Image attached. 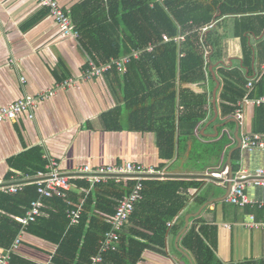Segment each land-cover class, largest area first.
Returning a JSON list of instances; mask_svg holds the SVG:
<instances>
[{"label": "crops", "instance_id": "0c3cea01", "mask_svg": "<svg viewBox=\"0 0 264 264\" xmlns=\"http://www.w3.org/2000/svg\"><path fill=\"white\" fill-rule=\"evenodd\" d=\"M58 1L70 11L82 0ZM213 27L211 32L219 39L213 55L218 50L219 58L207 67L205 65L204 80L179 85L206 96L203 105L205 117L190 136L181 135L179 139V131L176 132V152L172 158L160 155L158 132H163L177 122L173 115L168 116L167 112L159 115L151 110L148 113L151 130L129 127L130 111L124 99L125 82L122 78L128 72L129 63L125 72L115 67L111 69L117 71L119 78L106 72L65 89L57 88L52 95L37 102L33 119L22 113L1 122L0 186L22 183L24 188L35 185V175H27L15 168L17 163L14 159L37 147L41 159L45 161L42 171L46 170L51 158L56 161L59 171L75 181L89 183L80 170L86 164L96 167L121 165L126 161L141 163L158 171L147 179L183 180L186 183H199L200 186H188L186 191L183 190V208L172 221L167 222L166 229H158L152 234L153 247L145 249L136 264H190L182 253L183 256L177 253L175 240L182 233L177 245L193 261L192 254L181 242L191 227L196 230L201 227L204 241L221 263L264 264V207L259 206L264 201V187L246 184L244 190L250 203L241 207L226 199L214 202L205 206L197 216L190 217L188 226L184 228L188 214L196 213L204 202L225 193L228 162L234 178L243 172L252 177L256 168L264 166V149L237 147V137L241 139L244 132L264 135V108L257 111L264 102L258 105L251 101L245 103L242 119L236 117L237 103L244 96L247 95L250 100L264 96L259 94V87L256 86L264 77V30L259 35L251 32L244 34L251 45L248 55L243 50L241 38L235 34L234 17L222 18ZM207 55L206 51V59ZM87 61L88 55L78 39L63 36L48 10L37 0H0V107L25 95L37 97L63 79L79 77ZM210 66L212 70H209ZM229 71H236L245 81L239 84L245 95L234 104L232 114L225 116L221 110V93L224 79H229L225 75ZM249 81L253 82L250 88L247 86ZM157 100L158 96L150 97L148 101L139 102L134 109L142 112L147 102ZM179 110H183L182 106ZM255 120L259 132L253 130ZM234 164L237 165L236 169L233 168ZM96 185L91 187L90 184V189L93 191ZM70 190L78 194L84 191L77 184H71ZM43 203L40 216L44 221L37 226L29 225L24 230L9 264L52 263L57 249L52 238L60 229L62 218L58 215L55 201L48 198ZM1 204L10 206L8 201H2ZM20 207L15 204L11 206L16 210ZM3 216L16 221L20 217L0 208V254L18 234L17 231L11 235V226L2 219ZM250 216H253V220ZM251 222L260 226L252 227ZM37 230H42L49 237L39 235ZM104 264L111 262L107 260Z\"/></svg>", "mask_w": 264, "mask_h": 264}, {"label": "trees", "instance_id": "16d2710c", "mask_svg": "<svg viewBox=\"0 0 264 264\" xmlns=\"http://www.w3.org/2000/svg\"><path fill=\"white\" fill-rule=\"evenodd\" d=\"M69 12L79 32L80 46L88 58L97 64L129 53L132 49L144 48L149 43L155 44L154 51H144L138 58L132 59L128 72L122 78L125 82L124 99L130 111V128L151 130L148 122L151 120L148 119L151 110L159 115L167 112L166 115H173L177 121L163 132H158L160 155L163 158L174 156L177 131L179 139L181 135L190 136L205 117L203 105L206 96L195 94L179 85L204 80L206 67L219 58L218 50L213 55V49L219 42L211 32L214 23L225 17H234L235 34L241 38L243 50L248 55L251 53V45L244 34L251 32L259 35L264 30V0H82ZM208 24L213 26L203 33L201 28ZM179 35L184 38L176 41ZM163 36L168 40L165 41ZM107 73L120 77L116 70ZM208 75L210 77V72ZM225 75L229 79H224L221 110L227 116L234 111L237 100L245 95L244 89L239 86L245 81L236 71H229ZM256 86L259 87V94L263 95L264 77ZM155 96L159 100L147 102L142 112L134 109L139 102ZM180 106L183 110H179ZM263 108L264 104L257 111ZM185 129L188 131L183 132ZM253 130L260 131L256 120ZM14 161L17 163L15 168L30 176L42 171L45 165L38 147L19 155ZM233 168L236 169L237 165L234 164ZM70 183L83 187L84 191L78 194L67 190L65 196L51 197L62 218L60 229L52 238L57 249L51 264H92L99 241L109 229L107 218L114 213L120 199L128 192L129 185L110 179L96 185L92 191L87 181L70 179ZM143 184L142 199L136 203L120 232L117 248L104 253L98 264H104L107 260L111 264H136L142 252L153 247L152 234L158 229H166L167 222L172 221L183 208V190L186 191L188 186H200L199 183L174 179H146ZM36 197L35 185H27L13 195L0 193V208L22 217ZM2 201H8L10 206H3ZM79 203L82 207L79 222L70 225L67 210L75 208ZM12 204L21 207L16 210L11 208ZM2 219L11 226V235L19 231L20 223L14 218L3 216ZM43 221L44 218L39 216L30 225L37 226ZM200 230L189 228L181 240L182 245L192 254L194 264H223L215 258ZM37 233L49 237L42 230H37Z\"/></svg>", "mask_w": 264, "mask_h": 264}, {"label": "built area", "instance_id": "2783aa9c", "mask_svg": "<svg viewBox=\"0 0 264 264\" xmlns=\"http://www.w3.org/2000/svg\"><path fill=\"white\" fill-rule=\"evenodd\" d=\"M38 3L48 10L49 15L54 19L60 28L63 36L72 37L78 39L79 32L72 22L70 12L64 9L58 0H37ZM213 24H208L201 28L204 33L210 29ZM166 41L168 38L163 36ZM183 36L175 38V40H182ZM155 44L149 43L144 48L132 49L129 53L121 55L119 57H112L109 60L102 63H95L91 58H88L87 66L77 78H66L58 82L54 88L49 91L40 93L37 97L25 95L24 97L0 107V123L13 119L22 113H26L30 119L34 118V109L37 106V102L52 95L58 88L65 89L72 85L77 84L79 81H88L93 78L99 77L104 73L115 67L117 70L126 71V67L131 63L132 59L138 58L144 51H154ZM253 85L252 81H249L247 86L250 88ZM253 102L254 104H260L264 102V96L250 100L246 95L238 102L236 109V117L242 119V107L245 103ZM240 146L243 149H264V135L261 133L244 132L241 137ZM81 172L86 176L85 178L93 187L96 184L105 183L109 179H113L116 183H128V192L120 199L116 209L107 220L109 223V229L104 233L103 237L99 241L97 253L92 257V264H98L103 258V254L110 250H115L118 246L120 232L124 225L129 220L130 215L134 211L136 203L142 199V191L144 188V181L151 175L158 173V171L151 167L145 166L141 163L133 161H126L121 165H100L92 167L89 164L81 167ZM27 177V175H26ZM238 178V180H236ZM232 185L230 191L226 197V200L232 204L238 206H245L251 202L249 196L245 192L244 188L246 184L253 186L264 187V166L258 167L252 174L238 173V175L231 179ZM34 183L37 188V197L30 202V205L24 216L16 218L20 223V229L13 243L4 249L0 254V264H9L12 252L18 247L24 230L42 214V208L44 206L43 200L51 198L54 195L65 196V192L69 190L71 183L70 177L59 171V166L54 159H49L46 170L38 171L35 174ZM23 184L15 185H1L0 193H17L21 191ZM259 206L264 207V201L259 203ZM81 204L79 203L75 208L67 210V216L70 220V225H75L79 222L81 215ZM253 220V216H250ZM170 225V224H169ZM252 227H259L260 224L251 222ZM264 227V225H262Z\"/></svg>", "mask_w": 264, "mask_h": 264}, {"label": "water", "instance_id": "95a60500", "mask_svg": "<svg viewBox=\"0 0 264 264\" xmlns=\"http://www.w3.org/2000/svg\"><path fill=\"white\" fill-rule=\"evenodd\" d=\"M209 70H212V66H210ZM218 84V83H217ZM215 92V91H214ZM217 135V132L215 133V136ZM240 137H237V142H238V145L237 147H240ZM233 170H232V167H231V164L230 162H228V177L227 179L225 180L226 181V185H225V193L221 196V197H217V198H213V199H210L206 202H204V204L198 209V211L196 213H191V214H188L185 218V226L184 228L186 229V227L188 226L189 224V218L190 217H194V216H197L201 210L205 207V206H208L214 202H217V201H222V200H225L229 191H230V188H231V185H232V181L231 179L233 178ZM182 233H180L179 235H177L176 237V240H175V247L177 248V250L182 253L189 261L190 264H194L191 257L189 256V254L187 252H185L182 248H180L178 245H177V241H178V238L179 236L181 235Z\"/></svg>", "mask_w": 264, "mask_h": 264}]
</instances>
